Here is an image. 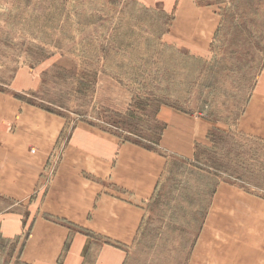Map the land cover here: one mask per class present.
Masks as SVG:
<instances>
[{
	"label": "rangeland",
	"instance_id": "374dc122",
	"mask_svg": "<svg viewBox=\"0 0 264 264\" xmlns=\"http://www.w3.org/2000/svg\"><path fill=\"white\" fill-rule=\"evenodd\" d=\"M263 65L264 0H0L1 92L60 137L90 127L167 160L125 264H188L219 182L264 197V141L237 128ZM169 114L196 122L189 158L160 148Z\"/></svg>",
	"mask_w": 264,
	"mask_h": 264
},
{
	"label": "crops",
	"instance_id": "0c3cea01",
	"mask_svg": "<svg viewBox=\"0 0 264 264\" xmlns=\"http://www.w3.org/2000/svg\"><path fill=\"white\" fill-rule=\"evenodd\" d=\"M22 103L0 91L1 263L125 264L163 181L165 156L90 127L79 126L65 139L62 120L31 114ZM168 116L160 148L189 158L196 122ZM179 122L186 124L184 131ZM237 126L241 134L264 141V65ZM62 138L55 166L49 156ZM32 144L42 147L35 146L33 156L13 152ZM13 244L8 254L5 246ZM188 264H264V197L237 183H217Z\"/></svg>",
	"mask_w": 264,
	"mask_h": 264
}]
</instances>
